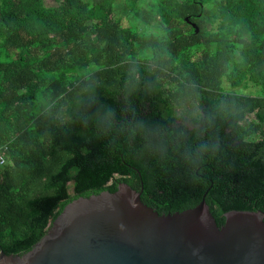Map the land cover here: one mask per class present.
<instances>
[{
	"label": "trees",
	"instance_id": "1",
	"mask_svg": "<svg viewBox=\"0 0 264 264\" xmlns=\"http://www.w3.org/2000/svg\"><path fill=\"white\" fill-rule=\"evenodd\" d=\"M124 2L0 0L5 254L120 181L158 213L264 212V0Z\"/></svg>",
	"mask_w": 264,
	"mask_h": 264
},
{
	"label": "water",
	"instance_id": "2",
	"mask_svg": "<svg viewBox=\"0 0 264 264\" xmlns=\"http://www.w3.org/2000/svg\"><path fill=\"white\" fill-rule=\"evenodd\" d=\"M139 190L79 196L51 219L21 254L0 251V264H264V212L230 210L218 225L205 200L158 213Z\"/></svg>",
	"mask_w": 264,
	"mask_h": 264
},
{
	"label": "rangeland",
	"instance_id": "3",
	"mask_svg": "<svg viewBox=\"0 0 264 264\" xmlns=\"http://www.w3.org/2000/svg\"><path fill=\"white\" fill-rule=\"evenodd\" d=\"M46 4H53V0H46ZM127 13L128 11L124 0H116L115 16L119 17L124 23H126ZM236 92L246 95H258L260 94V87L250 82L247 87H237Z\"/></svg>",
	"mask_w": 264,
	"mask_h": 264
},
{
	"label": "built area",
	"instance_id": "4",
	"mask_svg": "<svg viewBox=\"0 0 264 264\" xmlns=\"http://www.w3.org/2000/svg\"><path fill=\"white\" fill-rule=\"evenodd\" d=\"M4 163H5V158L2 151L0 150V166H2Z\"/></svg>",
	"mask_w": 264,
	"mask_h": 264
}]
</instances>
